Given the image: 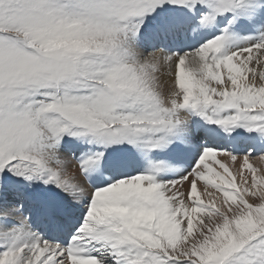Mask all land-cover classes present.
I'll list each match as a JSON object with an SVG mask.
<instances>
[{"label":"snow or ice","instance_id":"1","mask_svg":"<svg viewBox=\"0 0 264 264\" xmlns=\"http://www.w3.org/2000/svg\"><path fill=\"white\" fill-rule=\"evenodd\" d=\"M0 264H264V0H0Z\"/></svg>","mask_w":264,"mask_h":264},{"label":"bare ground","instance_id":"2","mask_svg":"<svg viewBox=\"0 0 264 264\" xmlns=\"http://www.w3.org/2000/svg\"><path fill=\"white\" fill-rule=\"evenodd\" d=\"M223 158V157H222Z\"/></svg>","mask_w":264,"mask_h":264}]
</instances>
